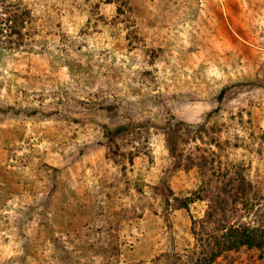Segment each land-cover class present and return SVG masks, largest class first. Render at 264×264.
I'll return each instance as SVG.
<instances>
[{"label": "rangeland", "instance_id": "1", "mask_svg": "<svg viewBox=\"0 0 264 264\" xmlns=\"http://www.w3.org/2000/svg\"><path fill=\"white\" fill-rule=\"evenodd\" d=\"M20 1L22 46L0 48V264H190L209 200L181 201L217 174L245 175L241 221L264 218V0ZM127 123L146 147L116 163L106 130ZM176 125L191 140L171 154ZM190 151L206 172L178 166Z\"/></svg>", "mask_w": 264, "mask_h": 264}, {"label": "trees", "instance_id": "2", "mask_svg": "<svg viewBox=\"0 0 264 264\" xmlns=\"http://www.w3.org/2000/svg\"><path fill=\"white\" fill-rule=\"evenodd\" d=\"M126 4L127 1L116 0L117 15L123 14ZM31 15V11L20 0H0V48L11 50L22 46L25 36L22 30L30 22ZM146 132L144 126L133 123L106 130L105 147L108 156L116 163L125 157L131 162L134 155L146 147L147 140L144 138ZM164 134L171 154H175L179 147L178 139L181 143H184V137L188 142L191 140L187 131L179 125L173 128L167 127ZM123 139L129 146L128 152L125 154L124 151L118 150L119 146H115L113 151L114 143ZM172 156L177 158L176 155ZM210 160L205 154L190 151L189 157L182 160L178 166H184L186 170L195 166L204 173L209 169V165L211 166ZM217 178H221V186L215 185L210 190L205 183H202L189 198L181 201L182 207H187L190 202L209 200L204 217L191 223V233L197 251L189 252L187 258L190 264H236L235 256L243 252L255 253L259 264H264V218L253 220L251 223L241 221L244 217L242 210H247L248 213L252 209V203L248 197H245L247 194H244L245 190L241 186L245 175L217 174ZM220 195L230 202L224 201ZM228 204L235 207H230ZM236 204L240 206L236 207ZM250 204L251 208H248Z\"/></svg>", "mask_w": 264, "mask_h": 264}]
</instances>
